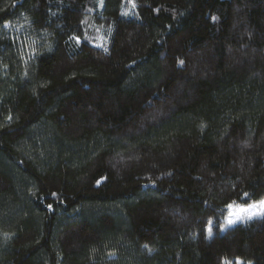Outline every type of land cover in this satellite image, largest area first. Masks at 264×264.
<instances>
[{"label":"trees","instance_id":"trees-1","mask_svg":"<svg viewBox=\"0 0 264 264\" xmlns=\"http://www.w3.org/2000/svg\"><path fill=\"white\" fill-rule=\"evenodd\" d=\"M263 200L264 0H0V264H264Z\"/></svg>","mask_w":264,"mask_h":264},{"label":"rangeland","instance_id":"rangeland-1","mask_svg":"<svg viewBox=\"0 0 264 264\" xmlns=\"http://www.w3.org/2000/svg\"><path fill=\"white\" fill-rule=\"evenodd\" d=\"M99 1L101 2V0ZM261 202H264V200ZM261 202L251 204L249 206L231 208L229 210L228 217L226 218L227 225H237L264 215V205H262ZM229 221H231V223H229Z\"/></svg>","mask_w":264,"mask_h":264},{"label":"snow or ice","instance_id":"snow-or-ice-1","mask_svg":"<svg viewBox=\"0 0 264 264\" xmlns=\"http://www.w3.org/2000/svg\"><path fill=\"white\" fill-rule=\"evenodd\" d=\"M182 63V62H181ZM262 205H264V202H261ZM231 207V206H230ZM229 223H231V221H229Z\"/></svg>","mask_w":264,"mask_h":264}]
</instances>
